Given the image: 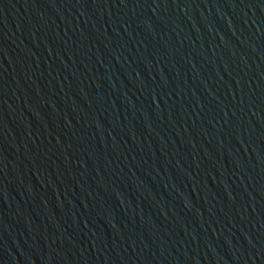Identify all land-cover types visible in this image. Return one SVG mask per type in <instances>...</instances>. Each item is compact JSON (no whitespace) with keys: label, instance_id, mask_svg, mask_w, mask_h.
Listing matches in <instances>:
<instances>
[{"label":"water","instance_id":"95a60500","mask_svg":"<svg viewBox=\"0 0 264 264\" xmlns=\"http://www.w3.org/2000/svg\"><path fill=\"white\" fill-rule=\"evenodd\" d=\"M0 264H264V0H0Z\"/></svg>","mask_w":264,"mask_h":264}]
</instances>
